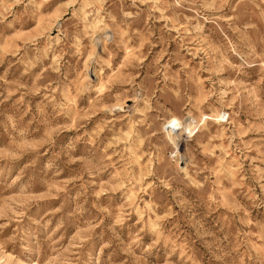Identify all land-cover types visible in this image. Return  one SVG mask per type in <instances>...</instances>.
Wrapping results in <instances>:
<instances>
[{
  "label": "rangeland",
  "instance_id": "1",
  "mask_svg": "<svg viewBox=\"0 0 264 264\" xmlns=\"http://www.w3.org/2000/svg\"><path fill=\"white\" fill-rule=\"evenodd\" d=\"M0 264H264V0H0Z\"/></svg>",
  "mask_w": 264,
  "mask_h": 264
},
{
  "label": "bare ground",
  "instance_id": "2",
  "mask_svg": "<svg viewBox=\"0 0 264 264\" xmlns=\"http://www.w3.org/2000/svg\"><path fill=\"white\" fill-rule=\"evenodd\" d=\"M191 129H193V125H191Z\"/></svg>",
  "mask_w": 264,
  "mask_h": 264
}]
</instances>
